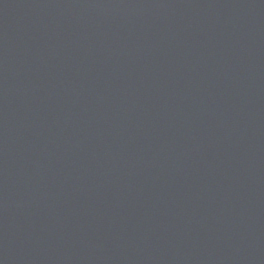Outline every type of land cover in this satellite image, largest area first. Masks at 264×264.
<instances>
[{
	"label": "water",
	"instance_id": "water-1",
	"mask_svg": "<svg viewBox=\"0 0 264 264\" xmlns=\"http://www.w3.org/2000/svg\"><path fill=\"white\" fill-rule=\"evenodd\" d=\"M0 264H264V0H0Z\"/></svg>",
	"mask_w": 264,
	"mask_h": 264
}]
</instances>
